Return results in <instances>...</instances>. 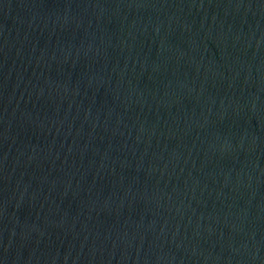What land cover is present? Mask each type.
<instances>
[{"label":"water","instance_id":"obj_1","mask_svg":"<svg viewBox=\"0 0 264 264\" xmlns=\"http://www.w3.org/2000/svg\"><path fill=\"white\" fill-rule=\"evenodd\" d=\"M0 264H264V0H0Z\"/></svg>","mask_w":264,"mask_h":264}]
</instances>
